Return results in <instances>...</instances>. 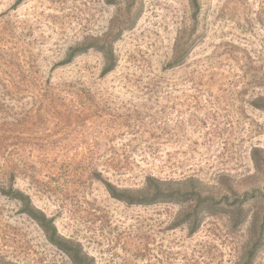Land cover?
<instances>
[{
  "label": "rangeland",
  "instance_id": "obj_1",
  "mask_svg": "<svg viewBox=\"0 0 264 264\" xmlns=\"http://www.w3.org/2000/svg\"><path fill=\"white\" fill-rule=\"evenodd\" d=\"M0 0V179L96 264H264V0ZM119 33L116 69L73 47ZM111 36V37H112ZM260 105V106H259ZM147 176L258 197L174 227L182 206L110 196ZM243 221V222H242ZM237 222H240L237 224ZM0 264H73L0 194Z\"/></svg>",
  "mask_w": 264,
  "mask_h": 264
},
{
  "label": "trees",
  "instance_id": "obj_2",
  "mask_svg": "<svg viewBox=\"0 0 264 264\" xmlns=\"http://www.w3.org/2000/svg\"><path fill=\"white\" fill-rule=\"evenodd\" d=\"M189 1L194 10V16H197L200 9L199 0ZM111 36L106 35L99 40L71 48L67 59L61 65H69L77 57L95 49L103 53L105 57V67L102 75L106 76L112 73L118 64L114 44L120 38L119 33ZM15 168L12 165H7L6 169L3 170V176L5 175V177L0 179V194L19 202L23 207V213L38 224L47 240L64 252L73 264H96L95 259L86 253L79 241L68 239L60 234L55 220L36 208L30 195L15 189L14 183L17 176ZM97 176V180L104 185L112 198L127 204L149 206L160 203H174L182 206L183 209L177 217L174 227L187 226L188 233L192 236L199 232L204 217L227 212V208L230 207L237 208L241 212L247 202L258 197L256 193H245L240 197L236 196L234 200H230L228 195L217 199L206 193L202 182L194 177L177 180L147 176L142 187L120 189L109 180L104 179L101 174ZM239 223L237 222V224ZM262 248L263 242L261 239H251L245 248L242 264H254Z\"/></svg>",
  "mask_w": 264,
  "mask_h": 264
}]
</instances>
